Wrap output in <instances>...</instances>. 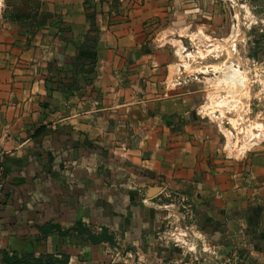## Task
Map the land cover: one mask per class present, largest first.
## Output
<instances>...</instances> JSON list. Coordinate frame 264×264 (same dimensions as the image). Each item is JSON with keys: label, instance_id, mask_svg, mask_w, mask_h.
<instances>
[{"label": "crops", "instance_id": "obj_1", "mask_svg": "<svg viewBox=\"0 0 264 264\" xmlns=\"http://www.w3.org/2000/svg\"><path fill=\"white\" fill-rule=\"evenodd\" d=\"M39 1L0 11V264H264V151L243 177L172 56L84 0Z\"/></svg>", "mask_w": 264, "mask_h": 264}, {"label": "rangeland", "instance_id": "obj_2", "mask_svg": "<svg viewBox=\"0 0 264 264\" xmlns=\"http://www.w3.org/2000/svg\"><path fill=\"white\" fill-rule=\"evenodd\" d=\"M84 1L95 25L109 12L113 21L136 32L146 50L174 58L172 86L200 90V114L219 123L225 159L235 160L246 172L242 176L252 178L247 169L252 153L264 151V0ZM40 3L0 0V11L15 15ZM183 48L192 51L187 59L180 54ZM230 65L244 72L243 88L218 82L221 70ZM176 193L169 190L166 199L182 212L185 205Z\"/></svg>", "mask_w": 264, "mask_h": 264}, {"label": "trees", "instance_id": "obj_3", "mask_svg": "<svg viewBox=\"0 0 264 264\" xmlns=\"http://www.w3.org/2000/svg\"><path fill=\"white\" fill-rule=\"evenodd\" d=\"M54 228H56L61 234L64 233V231L60 230L59 226H56L55 224L48 223L44 225L41 229L44 232H50ZM75 229L81 233V234H87L90 240L93 243H99L103 241H107L111 244H115V236L113 233L109 231L108 228L104 227L102 229V232L100 234L93 233L91 230L85 227L84 223L82 221H77L75 225ZM1 253L3 254V260L8 264H18V263H25L26 258L19 257L18 254L13 253L9 254L5 250H1ZM39 264H68L69 257L66 254H63L61 258L53 257V256H47L45 258V261L43 262L42 259L35 261Z\"/></svg>", "mask_w": 264, "mask_h": 264}, {"label": "bare ground", "instance_id": "obj_4", "mask_svg": "<svg viewBox=\"0 0 264 264\" xmlns=\"http://www.w3.org/2000/svg\"><path fill=\"white\" fill-rule=\"evenodd\" d=\"M191 52H189V51L185 52V48H183V50L180 51V54L183 58H185V57L189 56L191 54ZM221 72H222L221 73L222 77L217 76L218 82L223 81L225 83H230V84L236 85V86L241 85L242 88L245 86L243 83V82H245L244 81L245 76L243 74L244 72L240 71V69L234 67L233 65H230V66L226 67V69L221 70ZM215 111H217V109L212 110V112H215ZM222 116L224 117L225 115L222 113Z\"/></svg>", "mask_w": 264, "mask_h": 264}, {"label": "built area", "instance_id": "obj_5", "mask_svg": "<svg viewBox=\"0 0 264 264\" xmlns=\"http://www.w3.org/2000/svg\"><path fill=\"white\" fill-rule=\"evenodd\" d=\"M6 183V174L2 166H0V193L3 191Z\"/></svg>", "mask_w": 264, "mask_h": 264}]
</instances>
